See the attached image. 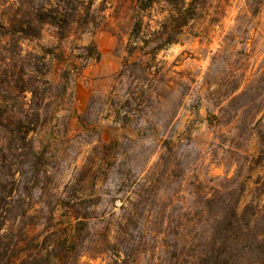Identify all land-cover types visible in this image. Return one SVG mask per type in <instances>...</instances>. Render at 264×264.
Masks as SVG:
<instances>
[{
	"label": "rangeland",
	"instance_id": "obj_1",
	"mask_svg": "<svg viewBox=\"0 0 264 264\" xmlns=\"http://www.w3.org/2000/svg\"><path fill=\"white\" fill-rule=\"evenodd\" d=\"M201 5L204 17L158 56L162 99L154 94L126 126L107 117L105 99L126 56L136 0H97L94 35L59 40L45 24L39 39L20 40L0 28V224L8 220L0 233L10 234L4 244L18 242L0 249V264L28 256L47 264H173L169 254L180 249H162V222H173V231L193 220L217 188L242 191L241 209L264 206V0ZM18 7L0 0V24ZM91 43L98 60L86 59ZM26 53L45 57L40 81L68 91L43 94L41 106L22 93L39 81L29 73L33 59L24 84L17 79ZM37 110L42 124L28 135L33 155L16 125ZM74 205L92 228L75 245ZM109 233H129L130 249L97 243Z\"/></svg>",
	"mask_w": 264,
	"mask_h": 264
},
{
	"label": "trees",
	"instance_id": "obj_2",
	"mask_svg": "<svg viewBox=\"0 0 264 264\" xmlns=\"http://www.w3.org/2000/svg\"><path fill=\"white\" fill-rule=\"evenodd\" d=\"M96 1L16 0L18 9L2 21L0 28L6 32L12 29V35H17L20 40L39 39L45 24L56 28L59 40L77 33L94 35L101 30L99 25L94 24ZM203 2L205 0H136L134 23L126 45V56L116 77V84L105 99V105L109 108L107 117H114L115 121L126 126L130 116H141L140 114L152 105L154 94L157 99H162L161 77L164 69L162 62H159L160 66L155 65L158 56L163 50L180 42L184 29L191 22L204 17L206 13L201 5ZM7 10L10 12L12 8ZM6 32L4 37L8 36ZM85 50L86 59H99V53L93 43L86 46ZM20 58L22 66L17 79L23 84L26 68L30 67V60H34V72L29 70V73L36 74L38 84L33 89L22 86L21 91L32 93L34 103L41 106L45 102L43 94L59 86L63 88V92L68 91L64 84L53 85L40 81L39 73L45 59L43 55L26 53ZM14 75L16 73L5 74L4 82L9 89L16 82ZM131 79L133 81H130ZM171 114L174 118L176 109ZM26 118L24 116L18 120L16 127L21 132L22 149L25 150L27 146L33 155H36L28 135L42 124L41 112L37 110L29 121H26ZM165 144L168 145V142ZM236 192V189L226 193L215 189L211 197L195 207L196 217L193 220L178 221L173 231V222H167L166 225L162 222V249H180L178 252L168 253L174 261L173 264H264V206L250 203L241 209L242 191L237 194ZM12 199V190H9L5 197L6 204H10ZM9 206L6 209L8 213L11 211ZM70 208L76 219L73 235L75 245L81 237L85 239L84 235L82 236L83 231L87 230V234H90L92 228L89 218L84 217L75 205ZM7 221L0 224V231ZM9 235L8 232L0 233V249H17L18 242L13 245L2 242V239ZM129 237V233H109L97 243L110 249H130ZM14 258L10 257L9 260L15 264ZM19 264L47 263H44L42 258L28 256L21 259Z\"/></svg>",
	"mask_w": 264,
	"mask_h": 264
}]
</instances>
